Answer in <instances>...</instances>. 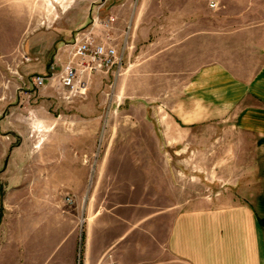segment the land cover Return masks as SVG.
<instances>
[{
  "label": "crops",
  "instance_id": "crops-1",
  "mask_svg": "<svg viewBox=\"0 0 264 264\" xmlns=\"http://www.w3.org/2000/svg\"><path fill=\"white\" fill-rule=\"evenodd\" d=\"M242 4L238 15L205 18L203 12L196 13L184 22L195 30L179 33L181 48L194 40L197 56L205 48L212 51L210 63L200 64L195 73L197 109L189 124L195 123L198 149L209 146L204 142L207 134L215 156L228 151L232 158L236 153L234 161L213 159L208 165L225 172L234 168L235 177L229 178L228 171L222 176L230 185L176 203L170 162H123L115 176L99 166L97 175L87 178L78 169L88 168L90 161L74 157L65 161L66 179L53 176L49 183L47 177H36L34 208L21 209L10 220L4 215L8 219L3 217L0 224V264H264V0ZM235 6L230 0L222 4ZM46 8L40 5L29 16L27 7L19 23L25 34L18 55L34 58L24 66L25 74L47 73L55 65L60 81L76 37L92 30L105 41L104 32L91 24V3L75 0L62 19ZM209 20L228 26L206 30ZM65 41L72 44L67 47ZM58 100L57 106L68 102ZM204 105H211V111L205 114ZM206 120L212 126L204 132L200 123ZM62 148L90 150L79 144ZM196 181L203 191V176ZM68 192L83 198L82 209L64 206ZM95 201L98 206H93Z\"/></svg>",
  "mask_w": 264,
  "mask_h": 264
},
{
  "label": "rangeland",
  "instance_id": "rangeland-1",
  "mask_svg": "<svg viewBox=\"0 0 264 264\" xmlns=\"http://www.w3.org/2000/svg\"><path fill=\"white\" fill-rule=\"evenodd\" d=\"M74 1L0 0V224L4 215L10 220L21 209L34 208L39 185L36 177H47L49 183L53 176L64 178L68 169L65 161L74 157L90 161L91 166L78 169L86 172L87 178L96 176L99 166L115 176L117 166L123 162H170L176 203L183 201L184 196H208L230 185L231 181L222 176L228 173L229 178L235 177L234 168L226 173L218 166L208 165L213 159L215 163L234 161L236 153L232 152V158L228 151L215 156L207 134L204 142L209 146L198 149L195 123L189 124L197 109L195 73L200 64L210 63L212 51L205 48L197 56L194 40L189 48H181L179 33L195 30L194 25L184 22L196 13L203 12L205 18L242 13V0H230L236 5L232 8L222 7L226 0H126L124 6L122 0H83L91 3L93 11L96 4L104 3L99 14L103 18L117 16L109 28L98 24L97 29L101 27L105 41L108 37L114 39L123 59L121 65L110 71L90 75L86 90L71 92L60 84L58 71L55 75L51 69L47 73L25 74L24 66L34 62V58L18 55L25 34L19 30V23L26 16L27 7L31 16L40 5L53 10L55 19H62L68 12L67 5ZM211 1L218 5L212 7L215 10L210 7ZM211 22L206 21L204 29L228 26ZM102 35L95 31L97 40ZM65 44L68 47L72 42ZM36 75L48 76L45 86L37 87L32 82ZM62 96L68 102L57 106L55 102L58 97L63 100ZM204 106L205 114L211 111V105ZM211 122L200 123V129L209 131ZM78 144L90 150L70 152L62 148ZM201 175L203 191L196 185V178ZM50 185L46 184L49 188ZM67 196L72 197L71 203L65 201ZM82 201L83 198L79 200L76 194L68 192L64 206L82 209ZM93 206H98V201Z\"/></svg>",
  "mask_w": 264,
  "mask_h": 264
},
{
  "label": "built area",
  "instance_id": "built-area-1",
  "mask_svg": "<svg viewBox=\"0 0 264 264\" xmlns=\"http://www.w3.org/2000/svg\"><path fill=\"white\" fill-rule=\"evenodd\" d=\"M103 4H96L94 17V25L99 24L104 28H109L117 19V16L110 14L106 17H101L100 10ZM211 7L218 6L215 1H211ZM123 52L119 51V46L112 37H108V41H99L95 33L86 32L76 37L69 51V59L65 63L62 72L60 73V81L65 88L71 92L75 90H86L87 81L93 73L105 70L110 71L114 67L121 65ZM56 66H51V72L55 75ZM47 75H36L32 82L37 87L45 86L47 83ZM68 203L73 201L71 196H67ZM115 264V263H110Z\"/></svg>",
  "mask_w": 264,
  "mask_h": 264
}]
</instances>
